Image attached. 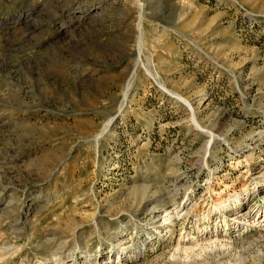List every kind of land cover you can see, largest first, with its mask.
I'll return each mask as SVG.
<instances>
[{
    "label": "rangeland",
    "instance_id": "obj_1",
    "mask_svg": "<svg viewBox=\"0 0 264 264\" xmlns=\"http://www.w3.org/2000/svg\"><path fill=\"white\" fill-rule=\"evenodd\" d=\"M262 171L264 0H0V264H264Z\"/></svg>",
    "mask_w": 264,
    "mask_h": 264
},
{
    "label": "bare ground",
    "instance_id": "obj_2",
    "mask_svg": "<svg viewBox=\"0 0 264 264\" xmlns=\"http://www.w3.org/2000/svg\"><path fill=\"white\" fill-rule=\"evenodd\" d=\"M141 40V39H140ZM140 40H139V50L140 51ZM139 53V52H138ZM112 119H113V116L110 120H108V122L104 125V127L102 128L101 130V133H104L110 126L111 122H112ZM247 160L248 159H252L251 156H248L246 157ZM261 177L264 178V171L260 172L259 173ZM264 188V187H263ZM248 190V189H247ZM235 201L239 202L240 199L239 197H236L235 198ZM236 202V203H237ZM185 203V202H184ZM183 202H180V203H174L172 205V207H168L167 210H163L164 211V215L162 216V221L160 222V226H164V228H168L170 225H172L174 223V220L176 218H178L180 216V212L184 211L185 212V204ZM238 204V203H237ZM220 208L225 211V214H229V216L232 217L231 221H234L236 222L238 219H245L246 217V206L244 205L243 208L239 209V207H234V208H229V205L225 204L224 201H220ZM227 211V212H226ZM160 212V211H159ZM161 217V216H160ZM158 218V217H157ZM167 221V223H165ZM158 223V222H157ZM174 225V224H173ZM171 231V230H170ZM174 231V230H173ZM215 242V241H213ZM110 252V251H107V253ZM61 259L60 258H50V259H45V260H42L41 262H39V264H57ZM64 263V262H63ZM76 262L74 261L73 264H75Z\"/></svg>",
    "mask_w": 264,
    "mask_h": 264
}]
</instances>
